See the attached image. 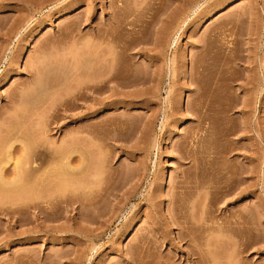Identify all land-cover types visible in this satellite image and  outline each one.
<instances>
[{
    "label": "rangeland",
    "instance_id": "obj_1",
    "mask_svg": "<svg viewBox=\"0 0 264 264\" xmlns=\"http://www.w3.org/2000/svg\"><path fill=\"white\" fill-rule=\"evenodd\" d=\"M167 2L182 3L0 0V137L21 136L10 149L0 139L1 162L22 144L37 154L46 175L25 186L42 187L47 211L0 216V264H191L192 247L205 264H264V0H186L163 49ZM119 66L133 85L79 91ZM64 146L73 165L87 156L88 174L55 177L49 153ZM17 193L3 201L28 194Z\"/></svg>",
    "mask_w": 264,
    "mask_h": 264
},
{
    "label": "bare ground",
    "instance_id": "obj_2",
    "mask_svg": "<svg viewBox=\"0 0 264 264\" xmlns=\"http://www.w3.org/2000/svg\"><path fill=\"white\" fill-rule=\"evenodd\" d=\"M65 1V0H64ZM182 3H181V5L180 6H177V5H175V7H173V8H171L170 7V4L171 3H165V5L163 6V8H162V11H163V13H165V15H164V18L160 21V24H159V26H158V29H157V40H158V42L160 43V47H162L163 49L165 48V47H163L164 45H166V47H167V45L169 46L170 44H171V41L173 42L174 41V34L176 33V30L179 28V26L184 22V16H185V1L186 0H180ZM112 4V3H111ZM189 6V5H188ZM111 7V6H110ZM115 7V6H114ZM212 7H213V5H212ZM186 9H188V7H186ZM218 10H220V9H218ZM112 11V10H111ZM110 11V12H111ZM168 11V12H167ZM109 12V13H110ZM218 12V11H217ZM217 12H215V10H212V11H210V13H212V14H214V13H217ZM117 14H118V10L117 9H115V8H113V11H112V13L109 15L110 17V19L111 20H109V18H107L109 21H112V25H116V26H118L119 24V22H118V16H117ZM106 22H107V20H106ZM111 23V22H110ZM102 25V24H101ZM107 25V24H106ZM103 27V26H102ZM105 27V26H104ZM119 27V26H118ZM96 28H98L97 26L95 27V32H94V34L95 35H93V33H92V36H94V41H97L96 39H98V38H96L95 36L98 34V30H96ZM107 29V28H106ZM105 32V31H104ZM102 37V36H101ZM93 39H92V41H93ZM102 39H104V38H102ZM93 43H95V42H93ZM97 45H100V44H97ZM96 46V45H95ZM93 47H94V44H93ZM96 47H98V46H96ZM99 47H101V46H99ZM202 47V46H201ZM95 49V48H94ZM125 49H127V48H125ZM124 49V50H125ZM97 50V49H96ZM127 50H129V49H127ZM97 51H99V50H97ZM122 52V51H121ZM100 52H98V54H99ZM122 53H124V52H122ZM96 54H97V52H96ZM97 54V59L98 60H100L101 58H99V57H102L101 55H98ZM101 54V53H100ZM94 56H93V59H94V57H95V52H94V54H93ZM106 55V54H105ZM104 56V55H103ZM108 56L106 55V58H107ZM90 58H91V56H90ZM96 58V57H95ZM97 59L94 61V60H91L90 59V65H95L96 66V61H97ZM116 59V58H115ZM117 59L118 60H116V61H118L119 62V58L117 57ZM104 60H105V57L103 58L102 57V59H101V61H100V67L101 68H108L109 70H112V69H110L112 66H115L114 64L112 65V62H111V67L109 68L108 67V65L106 64L105 65V62H104ZM109 59L107 58V61H108ZM77 61V60H76ZM76 61H75V63H76ZM92 61H94L95 63H92ZM104 63H103V62ZM112 61V60H111ZM78 62H79V60H78ZM77 62V63H78ZM109 63H110V61H108ZM117 62V63H118ZM77 63H76V65H77ZM92 63V64H91ZM99 64V63H98ZM98 64H97V66H98ZM119 65H121V64H119ZM75 66V65H74ZM93 66H90V68L91 67H93ZM93 67V68H95L96 69V67ZM118 66V65H117ZM75 67H77V68H81L80 66H79V63H78V65L77 66H75ZM120 67V66H119ZM76 68V69H77ZM89 67H88V69L91 71V69H90ZM113 68H115V67H113ZM118 67H116V70H114L113 72L111 71V73H106V72H108V70L107 69H103V70H105L104 72H105V75L104 74H102V69L100 70L99 69V67L97 68V70L99 69V72L102 74V75H104L103 77H104V79L103 80H98V84L95 82L96 80H93V82H95V84H91V85H86V89H84V87H85V85L84 84H86L85 82H83L84 84H82L81 82H78L79 83V85H80V83H81V85L80 86H82V88H80L79 89V91H81L82 90V92L84 91V90H87L88 92H90V91H93V92H99L100 90L99 89H101V91H102V89H104V90H106L107 89V91H113L111 88H117V87H120V88H122V87H124V86H128V85H133L134 83V81L135 80H133V79H129L131 76H129V75H127V73L125 74V72H124V70H122L121 69V67L120 68H118ZM75 69V70H76ZM95 69H93V70H95ZM77 70H81V69H77ZM192 71H193V75L195 74V67H194V63H193V68H192ZM78 71H76L75 72V74L77 75V76H79V74H80V72H78ZM96 73H98L99 75H100V73L99 72H97V71H95ZM91 73H92V71H91ZM167 73V72H166ZM134 74V73H133ZM98 75V76H99ZM102 75L100 76V77H102ZM135 76V75H134ZM100 77H98L99 79H100ZM97 78V79H98ZM133 78V77H132ZM195 78V77H194ZM196 79H197V77H196ZM100 81H102L101 83H100ZM136 82V81H135ZM87 83H90V82H87ZM112 83H114V85L116 86V87H112L111 86V88L108 86V85H110V84H112ZM101 84V85H100ZM103 84V85H102ZM76 85H78V84H76ZM79 86V87H80ZM84 86V87H83ZM99 90V91H96V90ZM111 89V90H110ZM199 89V88H198ZM116 90V89H115ZM77 91V90H76ZM75 91V93H77ZM87 91H85V92H87ZM114 92V91H113ZM75 93H74V95H75ZM81 92H79V93H77L76 94V98L74 97V99H78V98H82V97H80L81 95H79ZM91 93V92H90ZM116 93H117V95H119L121 92H120V90H116ZM119 93V94H118ZM170 94H171V89L169 88L168 90H167V98L168 99H170ZM195 94L197 95L198 94V91L197 92H195ZM111 95H112V92H111ZM109 96L110 98V103H114L115 102V98L116 97H113L114 96V93H113V95L112 96ZM121 95L123 96V94L121 93ZM121 95H119L120 97H122ZM198 96H199V94H198ZM112 98H114V99H112ZM123 98V97H122ZM118 100V99H117ZM75 101V100H74ZM77 101H79V100H77ZM119 101H120V98H119ZM74 103V102H73ZM76 104V103H75ZM46 112V111H45ZM198 118L200 117V116H197ZM0 127H2V125H0ZM85 129V128H84ZM4 132H6V130L4 131ZM10 132L11 131H9V132H6V133H8V135H10L9 137L7 136V135H4V137L5 138H7V140L8 141H6V139L5 138H3V137H0V139L2 140V142L1 143H3V140H4V142H8L9 144H7V145H5L4 143H3V145H5L4 147H5V149L7 148V149H10L11 147H13V144L15 143V141H17L18 142V138H20L21 136H20V134H19V136H17V134L13 137V138H10V137H12L11 136V134H10ZM14 134V133H13ZM8 138H10V139H8ZM12 139V140H11ZM15 139V140H14ZM85 139H87V138H85ZM0 140V141H1ZM9 140H10V142H9ZM14 140V141H13ZM13 141V142H12ZM20 143V142H19ZM22 143V142H21ZM2 145V144H1ZM7 146V147H6ZM25 146H26V144H25ZM40 146V145H39ZM66 146V145H65ZM65 146L64 147H59V148H55V150L57 151V155H56V151H52L51 153H49L50 155L49 156H53L52 158H54V157H57V161H58V164L56 165V169H55V166H54V168H53V173L56 171L58 174L61 172V176L62 175H64V174H69V175H72V176H74L75 174H88V172H89V166H88V161H86L85 160V158H87V156H85V158L84 157H82V156H84V154L82 155V154H80L81 156H80V159L78 158V163L77 164H75V165H73L72 164V161L74 160V158H71V154H73V153H75V152H73L72 150H74L72 147H74V146H72L71 148V151H69V152H67V153H65L66 152V150L64 149L65 148ZM2 146H0V148H1ZM27 147L28 146H26V148L23 146V144L21 145V150H22V154L20 155V157L19 158H17L16 160H12V158L11 157H9V155H5V158H4V160H2V162H1V157H0V196H2V198H1V201H3V197H5V195H6V193H9L8 195H6V196H9V195H15V194H10V192H15V193H17V191H19V193H17L16 194V196L18 195V194H20V192H21V194H22V192L24 191V192H26V193H28L25 197H22L21 195H18V196H20L18 199H20V198H23L22 200H12V201H16V202H10L9 203V201L6 203L5 201H3V202H5L7 205H8V203H9V206H5V207H3L2 205H0V216H6V217H8V218H11V217H14V216H19L18 215V213L21 211V210H23V208H32V209H37V211H38V213L39 214H44V215H46L47 214V211L45 212V210H43L42 208H41V202H43V199H44V196L43 197H40V192H37V191H41V190H39V189H42V187H38V190H37V188H36V190L34 189V190H32V189H29V188H32V183L30 184L31 185V187H29L28 189H27V186H25V185H27L26 184V181H27V179L26 178H28V180H30V178H32V179H35L34 180V182H36L37 183V179H36V173H43L44 171V173L45 174H42L43 176L44 175H46V170H45V168L44 169H41L40 168V166H42V165H40V163L39 162H37V160H36V157H37V154H35L32 150H31V148L30 149H27ZM30 147V146H29ZM69 147V146H68ZM36 148V147H35ZM4 149V150H5ZM67 149V148H66ZM3 150V147H2V151L3 152H5ZM30 150V151H29ZM35 150V149H34ZM77 151V150H76ZM2 152V153H3ZM71 152H73V153H71ZM6 153V152H5ZM84 153V152H83ZM86 153V152H85ZM48 155V154H47ZM0 156H2V155H0ZM48 157V156H47ZM82 157V158H81ZM50 158V157H49ZM51 158V159H52ZM3 159V158H2ZM56 160V159H55ZM10 161H13V178L11 179H9L8 180V178L7 177H4V175H5V173L3 174V167H4V165L5 164H7L8 162H10ZM42 164V163H41ZM51 171V170H50ZM88 171V172H87ZM48 172V171H47ZM55 172V173H56ZM53 173H51V174H53ZM54 173V174H55ZM39 175H41V174H39ZM38 175V176H39ZM56 175V174H55ZM6 176V175H5ZM47 176H48V173H47ZM61 176H59V177H61ZM26 177V178H25ZM41 177V176H40ZM56 178L58 177L57 175L55 176ZM55 177H53V179H55ZM65 177H66V175H65ZM68 177V176H67ZM7 178V179H6ZM23 178V180H25V183H22V184H24L23 185V187L24 188H22V189H20V186L22 185V184H18L19 183V181L21 182V179ZM38 178V177H37ZM45 178V177H44ZM69 178V177H68ZM73 178V177H72ZM31 179V181H29V183L30 182H33V180ZM40 179V178H39ZM52 179V178H51ZM53 179H52V181H53ZM41 180H42V177H41ZM44 180V179H43ZM50 180V178H48L47 179V177H46V179L44 180V181H46V184H47V182ZM67 180V178H65V181ZM51 180H50V183L52 182ZM65 181L64 180H62V182H64L65 183ZM68 181V183H69V185H71L70 184V181H71V179L69 180H67ZM66 181V182H67ZM28 182V181H27ZM39 183H41L40 182V180L38 181ZM74 182V181H73ZM73 182H71V183H73ZM28 183V184H29ZM38 183V184H39ZM68 183H66L65 185H67ZM18 184V185H17ZM34 185V187H37L36 185L37 184H35V183H33ZM42 184V183H41ZM29 185V186H30ZM42 185H45L44 183L42 184ZM42 185H40V186H42ZM76 185V184H75ZM78 185V184H77ZM76 185V186H77ZM81 185V184H80ZM16 186H19V187H16ZM73 185H71V188L70 189H72V188H74V186L72 187ZM22 187V186H21ZM33 187V188H34ZM65 188L67 187V186H64ZM63 187V188H64ZM79 187V189H83V187L81 186H78ZM78 187H75L76 189L75 190H78V193H80V191H79V189H78ZM84 187H85V185H84ZM87 187V186H86ZM17 188H19L18 190H17ZM88 188V187H87ZM27 189V190H26ZM61 189V188H60ZM67 189V188H66ZM66 189H63V190H60V191H57V195H58V197L59 196H64L65 198H63L62 197V199H65L64 200V202L63 203H67L68 205H69V203H71V201H73L72 199H74V198H76L77 199V197H74V198H72L70 195H68L67 193H66ZM69 189V193H71L70 191H72V190H70ZM16 190V191H15ZM20 190H22V191H20ZM26 190V191H25ZM57 189H53V191H56ZM75 190H73V191H75ZM85 190H87V189H85ZM84 190V191H85ZM28 191V192H27ZM38 193H36V192ZM72 191V192H73ZM43 192V191H42ZM82 192V191H81ZM86 192V191H85ZM85 192H83V193H85ZM26 193H24V194H22V195H25ZM36 193V194H35ZM75 193H77V192H75ZM74 193V194H75ZM51 193H49V195H50ZM53 194V193H52ZM72 194V193H71ZM86 194V193H85ZM38 195V196H37ZM47 195V194H46ZM45 195V197H49V196H46ZM54 195V194H53ZM73 195V194H72ZM88 195V194H87ZM16 198V199H17ZM50 198H52V196H50ZM50 198H48L49 200H50ZM75 199V200H76ZM86 199H88V197L86 198ZM0 201V203H3V202H1ZM63 200H61V202H62ZM88 201V200H87ZM90 201V200H89ZM45 202V201H44ZM73 202H75V201H73ZM78 202V201H77ZM84 202V201H83ZM46 203V202H45ZM85 203H86V201H85ZM4 204V203H3ZM41 204V205H40ZM66 204V205H67ZM89 203L87 202L86 203V205H88ZM82 205V203L80 204V206ZM86 205H83V206H86ZM90 205V204H89ZM82 206V207H83ZM87 207V206H86ZM89 207V206H88ZM45 209V208H44ZM23 212V211H22ZM21 215V214H20ZM49 216H50V214H49ZM14 218H16V217H14ZM190 256H192L193 258L191 259V264H205V259L203 258V257H201V254H200V252L199 251H197V249H195V247H192L191 249H190Z\"/></svg>",
    "mask_w": 264,
    "mask_h": 264
}]
</instances>
